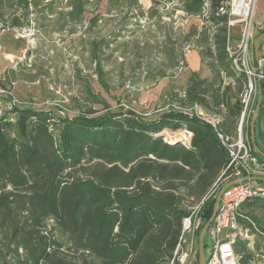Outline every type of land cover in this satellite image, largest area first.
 Returning <instances> with one entry per match:
<instances>
[{"label":"trees","instance_id":"obj_1","mask_svg":"<svg viewBox=\"0 0 264 264\" xmlns=\"http://www.w3.org/2000/svg\"><path fill=\"white\" fill-rule=\"evenodd\" d=\"M116 1L108 0L110 10ZM179 1L189 15L202 14L204 0ZM224 1L211 0L202 28L183 35V47L197 42L212 78L192 72L171 102L221 113L220 130L233 135L246 78L232 68L227 15L218 13ZM88 2L72 0L69 20L81 22ZM165 2L152 0L153 8ZM31 5L0 0V33L30 26ZM168 54L177 61L169 67H177L183 57L174 49ZM13 80L0 74L4 88L12 89ZM262 88L255 128L264 152V82ZM99 111L91 107L69 117L21 105L0 116V264H172L191 208L204 200L203 225L211 216L213 191L225 177L229 153L210 125L172 108L152 119L130 108L113 111L108 103ZM165 131L191 135L172 141ZM253 152L264 172V156ZM259 204L264 198L244 202L241 221L255 223L261 239L264 228L254 213ZM236 250L241 264L254 259L247 244Z\"/></svg>","mask_w":264,"mask_h":264},{"label":"rangeland","instance_id":"obj_2","mask_svg":"<svg viewBox=\"0 0 264 264\" xmlns=\"http://www.w3.org/2000/svg\"><path fill=\"white\" fill-rule=\"evenodd\" d=\"M28 1L33 7L36 34L16 38L14 31L10 35L17 47L26 49L22 53L24 60L31 52L34 66L22 68L27 76L34 71L37 79L12 86L11 93L19 101L56 109L69 117L91 107L101 113L108 103L113 111L130 108L152 119L166 109L177 90L184 88V73L189 70H185L183 35L200 21L190 18L187 22L172 0L155 8L152 0L150 7L148 0H138L140 7L135 0H119L112 10L108 0H89L86 23L80 26H63L68 0ZM94 15L98 18L95 23L89 21ZM263 16L264 0H256L254 27ZM232 33L236 41L239 29L234 28ZM1 47L2 54L7 55L8 51L2 44ZM169 49L183 57L177 67H169L173 61L177 63L169 56ZM6 101L3 99L2 106ZM165 133L170 139L187 136L186 132ZM254 213L257 224L264 228V205H257ZM243 244L247 243L239 242V246ZM258 244L256 237L254 245ZM196 262L198 257L194 255L191 263Z\"/></svg>","mask_w":264,"mask_h":264},{"label":"built area","instance_id":"obj_3","mask_svg":"<svg viewBox=\"0 0 264 264\" xmlns=\"http://www.w3.org/2000/svg\"><path fill=\"white\" fill-rule=\"evenodd\" d=\"M172 1L179 7L177 12L181 13L187 22L190 18L200 21V24L197 25L199 30L204 25L205 19L210 17L211 0H204L203 12L198 16L189 15L182 8L179 0ZM255 7L256 0H225L218 9L219 14L227 15V50L231 57L232 68L237 76L243 75L246 78L241 94L242 112L235 133L225 135L220 130L223 120L222 114L210 113L200 105H182L173 101L166 107V109L179 110L190 116H197L217 132L218 137L226 146L229 162L223 172L225 177L213 191L214 196L217 195L220 185L233 179H239L238 183L229 186L223 193L219 210L209 228L206 264H241L236 250L239 242H246L248 249L253 253L254 259L250 264H264V237L259 239L260 245L255 246L253 241L259 237L257 225L255 223L247 225L241 221L243 203L255 197L264 198V182L243 179L246 176H264L263 165L253 152L254 148L248 133V127L257 104L259 84L262 85L264 82V63L255 60L253 49ZM234 28L239 29L236 41L232 33ZM16 33L18 38L32 37L36 34L34 13L31 15L30 26L16 29ZM195 49H199V46L196 41H193L183 47V53L186 56ZM0 53L2 54L1 45ZM11 92L12 89L0 86V116L11 112L16 106L31 105V103L19 101ZM180 96H184V93L180 92ZM5 98L7 101L2 106L1 103ZM223 110H225L224 107ZM186 133L191 135L189 131ZM203 203L204 200L193 206L189 215L183 219L182 234L174 254L173 263L192 264L193 256L197 255L196 235L203 225V219L200 215Z\"/></svg>","mask_w":264,"mask_h":264},{"label":"crops","instance_id":"obj_4","mask_svg":"<svg viewBox=\"0 0 264 264\" xmlns=\"http://www.w3.org/2000/svg\"><path fill=\"white\" fill-rule=\"evenodd\" d=\"M150 1L151 0H148V2H147L148 7H150V3H151ZM50 5H52V3H50L49 6ZM108 6H109V2H108ZM89 7H90V3L88 2L86 9L83 12L81 22L71 21V20H69L67 12L72 9V0H70V1L68 0L66 13H65V19H64L65 25H63V26H67L68 24H71V23L80 26V25L86 23V14L89 10ZM32 9H33V7L31 5V11H32ZM50 14H54V13L51 12ZM91 19H92V17L89 19V21H91ZM263 23H264V16L258 21L257 26L254 27V29H253L254 38L256 37V35H258L260 33V31L262 29H264V25H262ZM63 26H61V28ZM14 31H16V29H7V30H4L0 33V45L2 44V46L5 48V50L8 51L7 55L1 54V56H0V74H3V75L4 74H10L14 79L13 80V86H15L19 81H22V80L35 81L37 79V76L35 75L34 71H31L29 76L25 75V73H24L25 70L22 68L23 66H26L27 68H32L34 66L33 63H31L32 62L31 61L32 60L31 52L29 51V53H28V59L24 60L22 53H24V51L26 49L22 50L19 47H17L18 46L17 41H13L12 36L10 35L11 32H14ZM16 38H18V37L16 36ZM261 51H262V54L264 55V42L261 46ZM182 52H183V49H182ZM15 58H18V60H15ZM185 62L187 64L185 67V70H189V71L184 73L185 74V76H184V87L188 84L190 75L194 71L199 72L201 74V76L204 78H207V79L212 78L211 70L202 61L200 48L195 49L190 54L186 55L185 56ZM29 70H31V69H29ZM262 177H264V176H262ZM253 243H254V241H253ZM258 245H260V244H258Z\"/></svg>","mask_w":264,"mask_h":264},{"label":"water","instance_id":"obj_5","mask_svg":"<svg viewBox=\"0 0 264 264\" xmlns=\"http://www.w3.org/2000/svg\"><path fill=\"white\" fill-rule=\"evenodd\" d=\"M263 40H264V31L262 33H260L259 35H257L253 39V49H254L255 60L257 62L262 63V64L264 63V55L262 54V51H261V42ZM262 101H263V89H262V85L259 84L257 104H256V107L254 109V112H253V115L251 118V122H250V128H251L250 139H251V143H252L254 150L257 153H259L260 155L264 156V152L262 151V149L259 147V145L257 143L256 128H255V123H256L257 117L260 113ZM243 179H246V180L250 179V180H257L260 182H264V177H262V176H250V177L246 176ZM238 182H239V179H233L229 182L222 184L217 195H216V197H215V202L213 204L211 216L204 223V225L201 228L200 233L198 235V264H206L207 254H206L205 239L207 237L209 228H210L211 224L213 223V221L217 215V212L219 210L222 195L229 186L236 184Z\"/></svg>","mask_w":264,"mask_h":264},{"label":"bare ground","instance_id":"obj_6","mask_svg":"<svg viewBox=\"0 0 264 264\" xmlns=\"http://www.w3.org/2000/svg\"><path fill=\"white\" fill-rule=\"evenodd\" d=\"M172 141H175L176 139H171Z\"/></svg>","mask_w":264,"mask_h":264}]
</instances>
